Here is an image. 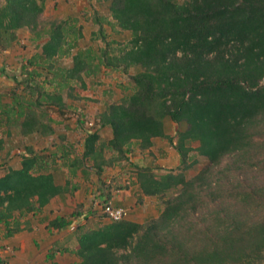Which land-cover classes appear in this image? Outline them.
I'll use <instances>...</instances> for the list:
<instances>
[{"label":"trees","instance_id":"obj_1","mask_svg":"<svg viewBox=\"0 0 264 264\" xmlns=\"http://www.w3.org/2000/svg\"><path fill=\"white\" fill-rule=\"evenodd\" d=\"M49 1L0 0V43L24 28L37 48L23 59L22 79L8 100H0V127L6 116L22 136L54 134L49 108H72L66 98H75L72 88L89 87L101 71L126 73L132 86H124L119 100H103L82 154L61 135L58 150L28 145L20 167L3 166L5 237L23 229L21 217L72 195L79 173L101 176L126 160L135 171L125 188L138 204L157 197L160 212L80 228L78 246L62 249L78 257L73 264H264V0H96L109 12L92 15L91 38L101 34L105 41L98 50L82 47L81 15L45 19ZM106 23L116 38L108 39ZM122 31L129 33L126 43ZM71 53L72 64L59 65ZM45 71L47 82L37 80ZM158 138L178 152L179 167L164 172L133 161L136 151L155 157ZM198 155L208 164L188 178L185 170ZM81 209L55 216L47 227H69Z\"/></svg>","mask_w":264,"mask_h":264},{"label":"rangeland","instance_id":"obj_2","mask_svg":"<svg viewBox=\"0 0 264 264\" xmlns=\"http://www.w3.org/2000/svg\"><path fill=\"white\" fill-rule=\"evenodd\" d=\"M64 1V0H63ZM78 0L75 2L72 0L70 4L67 5L65 2L62 6V4H59V7L57 8L60 10L61 14H66L68 12L67 10H71L73 8H78L76 6ZM82 6L85 4L84 7H79L76 9L77 11L70 12L68 14H78L83 12V18L82 22L84 24V32H85V39L82 41V47L84 49L93 48V50H98L100 46H105V41L103 38H101V34L97 36V38H91V30L93 28H97V24L93 23L92 15L95 12V10H100L105 15L109 16L108 10L101 4L98 3L96 0H93L88 4L87 1H81ZM75 4V6L73 5ZM74 6V7H73ZM66 10V11H64ZM57 10L54 6V0H50L48 3V7L43 15L45 19H49L52 16L56 14ZM65 12V13H64ZM110 18V17H109ZM105 27L107 28V36L108 39L116 38L117 35L112 33L110 27L107 26V23L105 24ZM21 35L20 39L24 40L25 44H28V46L23 45L24 47V58L30 56L32 53H34L37 48L35 44L30 43V40L28 39L29 31L24 29L21 33H19V36ZM121 39L124 40V43H126L129 40V33L122 31L120 35ZM94 39V41H93ZM22 44V43H21ZM116 49L120 47L118 43H115ZM76 52V51H74ZM72 57L73 53H71L69 56H65L59 60V65L62 66H70L72 64ZM20 60V58H19ZM22 62V60H21ZM53 72L50 74L52 75ZM131 73H134V69L131 70ZM18 75L21 76V73L18 72ZM48 75L46 74V71L39 76V79L41 82L47 80ZM94 83H89V87L82 89L75 85L73 87V95L75 98H69L68 101L69 104L72 105V108L67 107L63 112L60 111V109L56 107L49 108V117L52 120V125L56 128L58 134L60 136L63 134L61 132V128L58 127L64 126L65 124H70L73 129L72 134L75 132L76 136L70 137L71 142L74 145L75 149V155L82 154L84 149V138L87 132L86 128H93L94 130L98 127L97 122V113L104 107L103 100L107 98L108 96L114 97V99H120L123 94L124 86H132V83L130 81L129 75L126 73L118 72V71H101L98 75H96L94 78ZM47 82V81H46ZM15 85V83H13ZM13 85V86H14ZM65 95L68 93L67 90L64 91ZM82 114L81 121H79V116ZM65 123V124H64ZM64 124V125H63ZM16 128V127H15ZM79 129L80 132H78ZM17 129V128H16ZM167 129L170 133H174L177 129V125L171 122L170 120L167 123ZM0 134H4L7 136L8 142L10 143L9 147L3 151L0 152V174L3 171V166L5 164L12 165L14 167H20L21 161H22V153L26 150V147L28 145H32L36 150H44V148H48L49 150L56 151L59 148L60 141H56V138L53 139V134L46 135V136H36V137H26L22 136V134L17 130L13 131H0ZM55 133V132H54ZM81 133V134H80ZM60 138V137H59ZM61 139V138H60ZM160 140V139H159ZM160 141H163L162 139ZM165 143H169L168 140ZM161 144V142L157 143L156 141V153L154 156H148V163L151 165H155L158 167L159 171H167L172 168H177L180 165V158L178 152L173 148L172 150L167 151L164 149L161 150L162 147H158ZM171 146V145H169ZM110 154H112L110 152ZM137 156H142L139 151H136L135 153ZM196 154L195 151H191L189 155ZM198 162L189 168L185 170V174L188 178L193 177L194 175L198 174L207 164L208 159L204 156L198 155ZM109 167L106 169L103 175L98 176L95 172H90L88 175H83L82 173H79L77 176L73 177V182L79 184V188L76 190H80L81 192L78 193L79 197L83 200L76 202L75 208L78 210L82 208L83 214L80 218H76L75 221L71 224L69 232L71 234L80 232V228L82 230L97 227L105 222L110 221V219L103 213V207L106 203L105 200V193L106 192H112L117 189H123L125 188V185L128 184V180L130 178V175L134 173V168L126 161H116L114 168ZM71 177L70 174H68V178ZM58 180L65 183V180L67 179L64 174H60L57 178ZM124 186V187H121ZM126 189L130 190V187ZM111 190V191H109ZM75 191V192H76ZM74 192V193H75ZM112 199V198H110ZM135 201L133 202L132 213L131 216L139 221L145 220L147 216H156L160 212L162 208V204L160 200L157 197L154 196H146L144 201L140 204L137 203V198L135 196ZM110 201V200H108ZM107 201V202H108ZM113 203V200H111ZM87 203V204H86ZM138 204V205H137ZM86 205V206H85ZM73 211L72 209H67L65 212L66 214L71 213ZM35 214V213H33ZM27 221L25 220L27 217ZM40 216L33 217L32 214L26 215L24 217H21L22 225H24L23 229L19 231L18 234L22 231L28 230L30 227V223L32 228H38V225L33 223L32 219L36 218L39 219ZM47 221V220H46ZM24 222V223H23ZM55 228V227H54ZM56 229V228H55ZM54 229V230H55ZM52 233L51 239L48 240L47 244L49 247L48 252H56L55 258L53 260L48 259L47 260H38L36 259L34 261H28L25 260L23 263L20 260L16 259V256L12 254V250L15 247L14 242L8 238L5 237V229L4 227H0V250H7L3 253V258L7 260L6 264H54V262L58 264H73L74 258H71L70 256H66L60 248L55 244L53 240H55L58 235L56 236V233H53V229L51 228ZM43 232V231H41ZM60 234L61 233H57ZM48 234V236H50ZM68 236H65L67 238ZM76 242V241H74ZM10 247V249L8 248ZM15 250V249H14ZM47 252H44L45 254ZM48 254V253H47ZM23 261V260H22Z\"/></svg>","mask_w":264,"mask_h":264},{"label":"crops","instance_id":"obj_3","mask_svg":"<svg viewBox=\"0 0 264 264\" xmlns=\"http://www.w3.org/2000/svg\"><path fill=\"white\" fill-rule=\"evenodd\" d=\"M71 1L72 0H64V1L63 0H54V6H55V9L57 10L55 15L60 16V17H67L69 15H72V14H68V13L77 11L76 9H78L79 7L85 6V4L83 6L81 5L82 0H78L76 3V6L78 8H73L71 10H67L68 12H66V14H61L60 10L57 9L59 7V4L61 3L63 6V4L66 2L68 5V4H70ZM73 1L75 2L76 0H73ZM83 1H87L89 4L93 0H83ZM73 5L75 6V4H73ZM64 11H66V10H64ZM78 14L81 15L83 18V12L82 13L80 12ZM22 30H24V28L17 30V34H16V37L14 39L10 40L9 38H6V39L2 40V42L0 43V100H2V101L8 100V94H9L8 91H10V89L13 87V85H14L13 83H15V85H16L15 80H21L22 79V77L18 75V72L21 73L20 67H21L23 59H24V48H23L24 46L23 45L25 43H24L23 39H20L21 35L19 36V33H21ZM19 58H20V60H19ZM21 60H22V62H21ZM4 93H5V95H3ZM3 96L5 97L4 99H3ZM0 105H1V103H0ZM4 124H6V126L1 125V127H0L1 131H13V130L18 129L17 127H16L17 129L15 128V125H16L15 121L14 120L9 121L6 116H5ZM52 127L54 128V131H55V133L53 134L54 135L53 139L56 138L57 142L61 141L60 134H58L56 128L53 125H52ZM71 127L72 126L70 124H65L64 126L58 127L59 129L61 128V131H64L61 133H63L62 135H66V139L69 142H71V140H70L71 135L76 136L75 132H77V131H74V133L72 134L74 128H71ZM76 130H78V132H80L78 128ZM102 133L105 136L111 135V131L109 129H106V128H103ZM29 136L32 138V137L42 136V135L36 134V135H29ZM29 136H26V137H29ZM44 136H46V135H44ZM4 139H5V149H6L7 146L9 147L10 143L8 142L7 136L4 135ZM159 139L160 138L156 139L157 143L161 142V144L158 147H162V148L166 149L167 151L173 149V146H169V143L166 144L165 143L166 141H164L163 139H162L163 141H160L161 139L160 140ZM84 140H85V138H84ZM155 152H156V150H155ZM133 161L135 163L143 165V164H145V162L148 163V157L146 155H142L141 157L135 155V158H133ZM111 169H113V168H111ZM59 183H63V182L59 180ZM80 192L81 191L78 190L75 193H73L72 195H64L60 199L54 200L53 203H50V204L44 206L42 208V210L38 211L37 213H35V214L32 213L33 217L41 215V217L39 219H36V218L32 219L33 223L38 225V228L37 227L36 228L35 227L30 228L29 227L28 230L22 231V232H20V234H18L19 233L18 232L15 235L8 238V239L11 238V240L14 242V245L16 248H14L15 250L14 249L12 250V254L16 256L17 260H20L22 263L25 260H28L29 262L30 261L35 262V260L38 258H39L38 260H41V261H43L44 259L48 261V259H49L48 255L50 254V252H48L49 247H48L47 242H48V240L51 239L50 234L52 233V230L47 227L49 224V220L53 219L57 215H67L65 213V211L67 209H73L75 207L74 205H76V202L83 200L82 198L79 197L78 193H80ZM107 193L108 192H106L104 194L105 198L107 197V195H106ZM111 196H112L111 200H113L114 205L126 206L129 208L130 212H132V210H134V208H132V206L134 204L133 202L135 201V199H134L135 195H133L131 189L129 190V189L123 188V189L114 190V191H112ZM131 214L132 213H130V215ZM27 218H29V216ZM131 218H133V217L131 216ZM31 224L32 223H30V226H31ZM22 226L24 227V225H22ZM69 227L73 228V227H71V225ZM69 227L63 228V229H57V228L55 229L54 227L52 228L53 233L54 234L56 233V236L58 235V237L53 241L58 246V248H60L61 251H63L62 250L63 247L76 248L78 246V243H77V234L78 233L71 234L69 232L70 231ZM41 231H43V232H41ZM57 233H61V235L57 234ZM48 234L50 236H48ZM65 236H68V237L65 238ZM74 241H76V242H74ZM8 248L10 249V247H8ZM6 251L0 250L2 255ZM44 252H47L48 254L47 253L43 254ZM63 253L66 256L68 255L71 258H74L73 261L78 259V257L73 253H70V252H63Z\"/></svg>","mask_w":264,"mask_h":264},{"label":"built area","instance_id":"obj_4","mask_svg":"<svg viewBox=\"0 0 264 264\" xmlns=\"http://www.w3.org/2000/svg\"><path fill=\"white\" fill-rule=\"evenodd\" d=\"M79 118H82V114H80ZM103 213L110 220H120L124 218H128L130 216V210L126 206L114 205L111 201H108L104 204Z\"/></svg>","mask_w":264,"mask_h":264}]
</instances>
